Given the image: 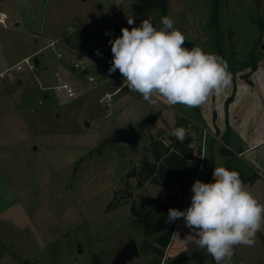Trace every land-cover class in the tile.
<instances>
[{
  "label": "rangeland",
  "instance_id": "rangeland-1",
  "mask_svg": "<svg viewBox=\"0 0 264 264\" xmlns=\"http://www.w3.org/2000/svg\"><path fill=\"white\" fill-rule=\"evenodd\" d=\"M165 2V12L157 4L138 0L122 7L117 11L121 19L110 29L111 40L117 38L115 30L120 36L122 27H139L144 19L159 29L161 17L168 16L186 36V47L199 46L218 54L240 74L252 68L264 45V0ZM128 18L134 19L133 25H128ZM6 24L7 29L0 28V37L13 28L9 21ZM45 44L23 35L0 38V73ZM55 50L47 48L30 57L45 60L55 56ZM54 70L50 66L37 81L25 66L21 71L11 70L23 80L0 76V263L111 264L120 247L133 238L139 256L129 264H143L149 252L141 249L145 237L142 225L133 223L130 205L139 197L164 199L176 188L168 190L148 181L139 187L138 171L145 160L152 161L151 138L169 144L170 129L181 116L174 109L148 103L126 87L114 93L110 103H100L99 97L120 83L115 78L110 81L109 72L96 78L97 88H93L87 76L77 71L81 81L71 83L77 96L69 98L54 89L58 84ZM154 112L152 126L139 128L141 138L135 149L113 141L119 126H136ZM181 125L197 139L195 148L199 147L202 128L191 121ZM205 162L210 166L209 148ZM243 169L249 172L244 165ZM255 180L244 184L264 204V187ZM130 189L129 202L110 208L114 201H123L125 190ZM158 234L147 237L148 241ZM255 243L264 250V230L257 233ZM167 248L161 264L212 261L206 249L192 244L170 259ZM259 255L256 244L239 246L231 264H254Z\"/></svg>",
  "mask_w": 264,
  "mask_h": 264
},
{
  "label": "crops",
  "instance_id": "crops-1",
  "mask_svg": "<svg viewBox=\"0 0 264 264\" xmlns=\"http://www.w3.org/2000/svg\"><path fill=\"white\" fill-rule=\"evenodd\" d=\"M138 1L150 5L157 4L156 6L159 10L165 12V0ZM133 2L134 0H0V11L5 12L7 21L11 23L10 25L13 24V28L9 29V33L1 35V39L14 34L28 38L32 37L35 42L38 39H42L46 43L39 46L31 54L23 56L11 68L0 73V76H8L9 80H14L15 78L23 80L24 78L20 75L12 74L11 70L21 71L22 69L18 70L16 68L17 64L34 53L47 48L50 49L51 47L52 51L56 49V54L61 52L62 58H57L55 54V56L51 55L45 60L35 59L33 61L35 74L25 66L31 75L35 77L36 81L40 75L49 70L50 66H53L55 78V73H59L63 81L69 84L80 82L81 75L79 76V73L72 69V63L80 57L92 60L88 74L92 75L95 81L96 78L102 75L105 76V72H109L108 69L111 66L112 53L109 41L112 34H104L103 29L107 30V32H110L112 28L114 29V21L121 19L117 15V11ZM116 25L118 26L117 22ZM118 31V29L114 31L117 37L119 36ZM50 40H58L61 45L50 46ZM262 49L260 55L257 56L255 69L247 70L244 74L236 72L234 79H231L230 86L221 95L210 97L206 105L190 108L194 112L193 114L187 112L186 109L188 107L181 105L169 106L163 98H158L156 103L158 108L174 109L181 118L186 119L188 122L191 121L202 128V130H199V128H195V130H199L200 133H203V130L207 131L205 136L204 167L197 178L202 182H207L210 169L213 171L215 167L223 166L225 162V156L220 153V147L223 144L221 137L224 135L228 140V148L234 155L232 164L235 161H239V165L242 166H234L239 168L245 176L257 174L258 177L255 181L264 187L263 44ZM97 50L102 55H97ZM81 74L86 75L85 73ZM110 77V81L117 79L120 82L111 93L114 94L122 87H126L118 70L111 73ZM57 82L59 83L58 79ZM91 86L97 88L95 83H92ZM229 97L231 98L229 99ZM181 118H177V120ZM139 122L136 123V128ZM120 128H124V126H119ZM137 129L139 130V128ZM200 135L202 137V134ZM208 148L211 154L210 166H207L205 162V153ZM196 152L194 151V153ZM243 165L248 167V173H245ZM208 182H214L212 174ZM191 196L192 192L190 190L181 211L190 206ZM189 232L190 229L185 226L183 218L178 219L171 243L167 248L168 259L171 258V255L183 252L187 248L183 240ZM255 244L260 255L254 261V264H264V250L258 243ZM2 257L3 255L0 252V260Z\"/></svg>",
  "mask_w": 264,
  "mask_h": 264
},
{
  "label": "clouds",
  "instance_id": "clouds-1",
  "mask_svg": "<svg viewBox=\"0 0 264 264\" xmlns=\"http://www.w3.org/2000/svg\"><path fill=\"white\" fill-rule=\"evenodd\" d=\"M127 23L133 25L134 19L128 18ZM161 25L157 29L144 19L139 27H122V34L109 41V73L118 70L126 88L153 105L163 98L169 106L199 107L221 95L232 78L227 61L199 46L186 47V36L170 17H161ZM96 54L102 55L99 50ZM171 135L183 142L187 133L178 127ZM212 176L214 182L197 179L190 206L183 211L170 208L166 220L183 218L190 229L185 247L206 249L216 264H231L235 248L254 246L257 233L264 230V204L237 171L218 166Z\"/></svg>",
  "mask_w": 264,
  "mask_h": 264
},
{
  "label": "trees",
  "instance_id": "trees-1",
  "mask_svg": "<svg viewBox=\"0 0 264 264\" xmlns=\"http://www.w3.org/2000/svg\"><path fill=\"white\" fill-rule=\"evenodd\" d=\"M256 68V62L252 66V70ZM229 71L231 73V79H234L236 74L235 69L229 66ZM231 97H229L230 99ZM156 113L149 115L148 117L142 119L138 124L137 128H149L155 119ZM188 123L184 118L179 119L171 129L168 140L169 144L159 139H152L150 142L152 161H144L141 168L138 171L139 179L138 186L141 187L143 182H151L161 185L168 190H173L174 192H169L168 195L162 199L155 196H147L145 198L139 197V201H133L130 205V211L133 216V223L138 226L142 225L143 235L145 237L143 243L141 244V249L145 252H149L148 259L143 264H161L162 257L165 253V249L171 243L173 233L177 220L172 223H167V214L170 208H176L182 210L185 204L193 183L196 181L195 172L189 167L188 160L193 156L194 151L200 147H196L197 139L187 135L183 142H180L175 136L171 135V132L178 127H186L181 125L182 123ZM221 140L223 144L220 147V153L225 156L224 167L230 170H235L239 173V176L243 182L256 179L257 174L251 176H245L243 172L232 164L234 158L233 153L228 148V140L226 136H222ZM212 169H210L207 182L212 174ZM206 182V183H207ZM133 190H125L124 199L121 202L114 201L111 203L110 208L117 207L123 203L129 202L132 196ZM118 198V192L115 194V200ZM159 233L154 241H148L147 237L152 234ZM30 264V263H29ZM211 264L214 263L212 258Z\"/></svg>",
  "mask_w": 264,
  "mask_h": 264
},
{
  "label": "built area",
  "instance_id": "built-area-1",
  "mask_svg": "<svg viewBox=\"0 0 264 264\" xmlns=\"http://www.w3.org/2000/svg\"><path fill=\"white\" fill-rule=\"evenodd\" d=\"M7 14L5 12L0 11V28L6 29L7 28ZM57 44H60L58 40H50L49 45L50 46H55ZM61 45V44H60ZM57 58H62V53L58 52L56 54ZM92 63V60L86 57H80L76 59L72 63V69L85 73L87 76V80L91 83L95 82V79L92 75L88 74L89 67ZM22 66H27L30 71L34 73V62H33V57H27L25 58L21 63L16 65V68L18 70L22 69ZM56 78L58 79L59 83L54 86V89L62 90L67 97L69 98H75L77 96V92L75 89L71 86L66 81H63L62 76L59 73H55ZM113 93L105 92L103 95L99 97V102L100 103H110V100L112 99ZM207 134L206 130H203L202 133V142H201V147L200 150L197 151L189 160L188 164L189 167L195 172V179L198 178L199 174L201 173L203 167H204V148H205V136Z\"/></svg>",
  "mask_w": 264,
  "mask_h": 264
},
{
  "label": "water",
  "instance_id": "water-1",
  "mask_svg": "<svg viewBox=\"0 0 264 264\" xmlns=\"http://www.w3.org/2000/svg\"><path fill=\"white\" fill-rule=\"evenodd\" d=\"M141 134L135 126L120 128L115 132L113 141L127 144L131 149H135ZM139 256V247L135 239L126 241L116 252L111 264H129Z\"/></svg>",
  "mask_w": 264,
  "mask_h": 264
}]
</instances>
